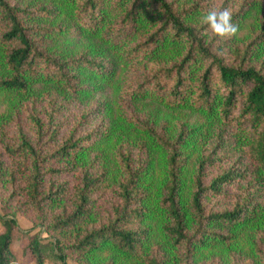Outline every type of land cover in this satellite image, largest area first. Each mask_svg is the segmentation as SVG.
<instances>
[{"label":"trees","instance_id":"1","mask_svg":"<svg viewBox=\"0 0 264 264\" xmlns=\"http://www.w3.org/2000/svg\"><path fill=\"white\" fill-rule=\"evenodd\" d=\"M18 212L36 264H264V0H0V264Z\"/></svg>","mask_w":264,"mask_h":264},{"label":"rangeland","instance_id":"2","mask_svg":"<svg viewBox=\"0 0 264 264\" xmlns=\"http://www.w3.org/2000/svg\"><path fill=\"white\" fill-rule=\"evenodd\" d=\"M178 118H183L180 116ZM12 215V214H11ZM10 215V216H11ZM15 217L16 222L15 226L11 229V239L9 243V249L12 253V259L9 264H36V261L32 255H30V248L28 245V231H33L35 229H31L30 227V219L31 215L22 214L18 212L17 214L12 215ZM2 230V226L0 224V231ZM39 236L42 238L45 236L44 231L41 229L39 231ZM68 264H77L73 260L66 259ZM42 264H52L51 261L47 258H43Z\"/></svg>","mask_w":264,"mask_h":264},{"label":"clouds","instance_id":"3","mask_svg":"<svg viewBox=\"0 0 264 264\" xmlns=\"http://www.w3.org/2000/svg\"><path fill=\"white\" fill-rule=\"evenodd\" d=\"M200 23L205 25L203 36L209 34L220 38H230L238 32V26L232 22V12L227 8H212L202 15Z\"/></svg>","mask_w":264,"mask_h":264}]
</instances>
